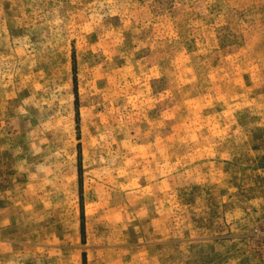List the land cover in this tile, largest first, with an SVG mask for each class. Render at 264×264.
Returning <instances> with one entry per match:
<instances>
[{"label":"rangeland","instance_id":"1","mask_svg":"<svg viewBox=\"0 0 264 264\" xmlns=\"http://www.w3.org/2000/svg\"><path fill=\"white\" fill-rule=\"evenodd\" d=\"M0 264H264V0H0Z\"/></svg>","mask_w":264,"mask_h":264}]
</instances>
